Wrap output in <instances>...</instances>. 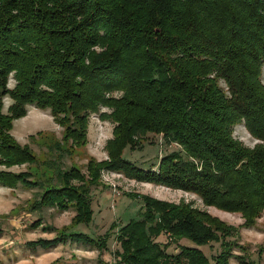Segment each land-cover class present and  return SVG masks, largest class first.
Segmentation results:
<instances>
[{
    "label": "trees",
    "instance_id": "16d2710c",
    "mask_svg": "<svg viewBox=\"0 0 264 264\" xmlns=\"http://www.w3.org/2000/svg\"><path fill=\"white\" fill-rule=\"evenodd\" d=\"M263 68L264 0H0V187L39 188L37 208L74 210L78 225L90 221V189L104 170L194 194L253 228L264 217ZM29 106L49 110L69 152L86 144L89 116L99 114L114 125L108 159H90L85 173L52 169L45 181L11 171L36 162L11 134ZM238 125L253 147L233 136ZM149 135L178 149L147 169L123 158ZM127 196L141 207L119 230L114 264H229L239 228L185 204ZM67 242L106 249L70 232L28 246ZM212 244L209 258L200 248Z\"/></svg>",
    "mask_w": 264,
    "mask_h": 264
},
{
    "label": "rangeland",
    "instance_id": "374dc122",
    "mask_svg": "<svg viewBox=\"0 0 264 264\" xmlns=\"http://www.w3.org/2000/svg\"><path fill=\"white\" fill-rule=\"evenodd\" d=\"M264 83V68L262 71ZM14 82L10 79L8 87ZM3 112L11 104L8 98L2 99ZM101 112H109L102 109ZM113 124L102 120L99 114L89 116L87 142L71 150V146L60 144L63 128L53 122L49 110L41 111L27 107L24 118L16 120L11 130L18 144L27 145L35 154L36 162L32 165L14 167L13 172H30L34 179L45 181L52 169H68L74 166L82 173L92 159L100 163L108 159L106 143L112 138ZM233 136L247 147H253V140L242 125L234 128ZM143 146L137 150H124L123 158L143 168H152L159 158L167 152L178 149L167 146L161 136L149 135L143 140ZM162 143V144H161ZM59 146L61 147L60 149ZM67 152H61V151ZM63 153L58 160V153ZM67 154V155H66ZM53 171V172H54ZM100 185L90 189L91 218L87 223L71 225L74 210L58 212L51 208H37L40 189H27L22 185L14 189L0 187V264H114L118 251L116 237L119 230L130 220L138 219L141 202L128 197V194L148 196L153 199L178 205L185 204L193 211L201 210L224 222L228 226L239 228L243 223L238 214L219 211L205 207L200 199L191 193L171 190L153 184L140 183L127 179L123 174L100 170ZM78 233L90 238V241L106 243V249L91 247L90 244L67 242L47 250L31 248L29 243L38 240H51L62 233ZM238 246L233 250L229 264H264V217L257 220L253 228H239ZM157 242L165 244L167 238L161 235ZM181 245H188L180 241ZM200 248L204 254L216 255L218 245ZM168 253H176V245L168 244Z\"/></svg>",
    "mask_w": 264,
    "mask_h": 264
},
{
    "label": "crops",
    "instance_id": "0c3cea01",
    "mask_svg": "<svg viewBox=\"0 0 264 264\" xmlns=\"http://www.w3.org/2000/svg\"><path fill=\"white\" fill-rule=\"evenodd\" d=\"M19 122V120H17ZM3 188V187H2Z\"/></svg>",
    "mask_w": 264,
    "mask_h": 264
}]
</instances>
